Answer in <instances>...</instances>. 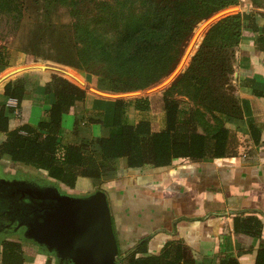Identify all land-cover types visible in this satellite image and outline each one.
Listing matches in <instances>:
<instances>
[{"label":"trees","instance_id":"1","mask_svg":"<svg viewBox=\"0 0 264 264\" xmlns=\"http://www.w3.org/2000/svg\"><path fill=\"white\" fill-rule=\"evenodd\" d=\"M19 1L0 0V11L10 10L9 2ZM35 1L42 3L46 16L56 7L71 8L73 15L74 12L77 15L75 47L68 52L69 60L60 63L77 70L99 65L100 73H84L136 91L156 86L169 77L176 70L195 28L239 4V0H92L97 16L105 21V31L99 33L89 25L85 27L79 18L78 6L86 0ZM249 18L253 21L246 25L239 13H231L209 26L187 66L162 93L166 126L161 132H152L146 121L135 125L128 118L131 109L149 111L147 99H119L113 103L107 138L62 146V118L76 103L84 101V90L60 76L50 75L41 95L43 100L52 96L53 103L45 118L30 126L22 120V104L26 100L24 79L7 82L2 96L15 104L0 103V160L6 157L13 163L33 168L57 185L74 189L78 178L99 180L104 173L114 171L117 159L126 160L127 170H137L146 165L166 168L178 159L201 160L211 153L222 157L229 134L224 118L240 119L248 113L246 104H240L235 97L230 82L235 51L246 28L255 34L256 48L264 52V26L258 28L255 14ZM48 27L55 28L53 23ZM32 42L31 52L23 49L9 54L0 46V69L12 66V55L42 58L38 52L40 42L37 38ZM174 92L186 97L194 107L182 109L172 97ZM19 111L21 124L15 127L14 115ZM207 117L212 121H206ZM248 126L253 141L259 143L264 129L252 120ZM248 226L254 228L260 223L253 218L245 221L235 218L236 232L241 227L247 232ZM1 247L0 264H24L20 243L6 241ZM133 250L125 254L121 251L127 257L121 264H196L174 242L166 243L158 255L147 253L145 241ZM220 264L238 262L226 258ZM255 264H264V248L257 251Z\"/></svg>","mask_w":264,"mask_h":264},{"label":"crops","instance_id":"2","mask_svg":"<svg viewBox=\"0 0 264 264\" xmlns=\"http://www.w3.org/2000/svg\"><path fill=\"white\" fill-rule=\"evenodd\" d=\"M236 11L246 25L253 21L249 16L255 14L258 28L264 26V0H239ZM255 39V34L246 28L236 49L232 86L248 113L240 119L224 118L229 134L222 157L211 153L201 160L178 159L166 168L146 165L137 170H127L126 160L117 159L114 171L104 173L99 180L78 178L74 189L65 192L78 198L97 190L106 194L120 251L128 252L145 241L147 253L158 255L166 243L174 242L196 264H220L226 258L235 259L238 264H255L257 251L264 248V130L259 143H255L248 126L252 120L264 129V52L256 48ZM24 59L12 55V66L0 69V103H11L2 96L4 85L26 75L28 71L21 72V68L31 70L29 64L34 63L27 58L23 63ZM32 74L23 79L36 75ZM71 79L82 83L78 78ZM46 81L42 83V92ZM27 82L24 81L26 87ZM94 82L88 83L90 87ZM81 89L86 94L84 101L76 103L62 118V146L109 136L113 103L120 98H105L85 90L89 88ZM28 92L22 104V120L36 126L45 118L54 98L48 96L43 100L42 93L35 98ZM144 113L152 114L132 110L128 118L135 125L148 122L152 132L164 131L163 111L157 120L139 118ZM15 122V127L21 124L20 120ZM235 218L240 221L253 218L260 226H248L247 232L241 227L236 232ZM21 246L24 264H45L47 258L42 254L29 261L25 253L28 246Z\"/></svg>","mask_w":264,"mask_h":264},{"label":"rangeland","instance_id":"3","mask_svg":"<svg viewBox=\"0 0 264 264\" xmlns=\"http://www.w3.org/2000/svg\"><path fill=\"white\" fill-rule=\"evenodd\" d=\"M38 2L39 1H35V0H20L19 2H9L11 9L0 11V46L4 47L9 54L11 52H14V50H23V49H27L31 52L33 48L31 44L32 39L37 38V41L40 42V44L38 45L39 46L38 52L39 54H41L42 58H37L32 56L31 54H28L27 56H25L23 63H25L26 58L28 62L32 61L34 64H29L31 70L30 69L26 70V68L20 69L21 72H23V70L28 71L27 74H32V73L36 74V75L32 74L34 76H27V78L24 79V81L25 80L28 81L27 82L28 86L26 88H28L29 92L28 91L26 92L31 93L30 97H32L33 95L35 98L40 97V93H42V87H41L42 83L46 81V79H48L50 75L55 74L70 81L73 84L76 83L75 85H77L80 88L81 87L89 88V90L88 89L85 90L89 91L94 95H98V96L100 95L101 97L120 98L123 100H129L135 98L147 99L150 104L149 112H152V114L144 113L142 115L139 114L138 116L139 118L153 117L155 118V120H157L161 116L160 113H162L163 111L162 102H161L162 93L168 88V86L175 79V77L179 73H181L184 70V68L187 66L190 57L197 50L198 45L200 44L206 30L209 28L210 25H212L214 22L218 20L216 19V16H218L223 12H226L227 13L226 15L231 13H237L236 6L231 7L217 13L207 21L198 25V27L195 28L191 39L186 45V49L176 70L158 85L150 87L146 90L136 91V90H131L129 88H122L121 85L119 86L118 84L115 83L111 85L108 82H103V80H100L97 76L84 73V71L90 72L92 74L100 73L102 71V67L99 65L94 66L92 67V69L89 70H86L83 67H82L83 70H77L60 63L61 61L69 60L68 58L70 57L68 55V52L72 51L73 48L75 47V43H74L75 32H76L75 21H77L76 19L77 15L75 12L73 15V11L71 10V8L56 7L55 10H52L50 16H46L42 3L40 4ZM92 2L94 1L86 0L85 2H82L78 6L79 18L85 27L89 25L91 28H95L99 30V33H103L106 28L104 25L105 21L102 17L97 16L96 14L97 9L96 7H94ZM48 21L49 23H53V26H55L54 28L55 30L54 29L51 30L48 27L49 24L47 23ZM43 58H47V59H43ZM233 61H234L233 62V66H234L235 59ZM11 74L9 75L7 74L2 79V82H4V80H7L8 77L13 76L15 72ZM26 75H23L21 78H23ZM69 75L72 78H76V79L78 78L79 80L82 81V83H78L76 82V80L71 79ZM232 75L230 76L231 84H232ZM32 82L34 83V85ZM92 82H94L93 86L90 87V84ZM31 86H33V88ZM103 86H105V88H103L105 91H102L103 89L101 90ZM234 95H235V89H234ZM172 97L180 103V107L182 109H187V108L190 109L194 107L193 103L184 96H178V94L174 92L172 94ZM11 104L14 105L15 102L11 101V103L7 105H11ZM20 115H21V111L15 112L14 116L16 122L20 120L21 118ZM137 119L138 118H136V120ZM206 119H207L206 121H212L210 117H207ZM52 183L55 182L50 179H47L45 175L42 176L39 175L38 172L31 167H26L23 165L13 163L9 161L8 158L6 157L1 159L0 160V221L4 222L3 225H9V226L14 225L15 227L16 224H18V220H20L25 223V226H27L29 220L37 221L40 217L39 214H34L31 216V218L30 217L24 218L23 221L22 215L18 213L17 210L19 208V209H23V211H26L28 209H31L32 206L35 207L36 205H38V203L40 202L37 201V198L36 200L32 198V196H35L36 194L38 195L39 194L38 192H41L43 189L50 190V189H55L56 187L61 194H65V192L71 190L70 188H67L61 184L59 185L55 184L54 186ZM15 216L17 217L18 220L15 218ZM24 230L25 229L21 227L20 229L15 228V230L13 228L12 232H7V233L2 232L3 235L0 236V252L3 242L6 241L18 242L22 245H25L26 248L28 246V249L25 250V253L26 255H29V259H30L29 261H34L39 254H42L47 258L45 264H67L62 260V258L60 257L57 258L54 252L48 251L44 246L35 242L33 239L26 238L25 232L27 230L26 231ZM133 251L134 250H131V252ZM123 253L125 254V252ZM123 253L119 255L118 264L123 263L127 258Z\"/></svg>","mask_w":264,"mask_h":264},{"label":"water","instance_id":"4","mask_svg":"<svg viewBox=\"0 0 264 264\" xmlns=\"http://www.w3.org/2000/svg\"><path fill=\"white\" fill-rule=\"evenodd\" d=\"M226 14L223 12L216 19ZM38 193L32 196L40 202L38 205L26 211L18 208L17 211L23 221L34 214H39V219L29 220L25 226L15 216L18 229L27 230L26 238L54 252L57 258L66 259L67 264H118L121 251L103 191L97 190L83 198L61 194L56 187Z\"/></svg>","mask_w":264,"mask_h":264},{"label":"flooded vegetation","instance_id":"5","mask_svg":"<svg viewBox=\"0 0 264 264\" xmlns=\"http://www.w3.org/2000/svg\"><path fill=\"white\" fill-rule=\"evenodd\" d=\"M4 222H1L0 221V236H2V232L3 233H7V232H12L13 231V228L15 230V228H18L17 225L14 227V225H3ZM64 262H66L67 260L66 259H63Z\"/></svg>","mask_w":264,"mask_h":264}]
</instances>
